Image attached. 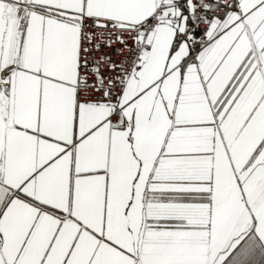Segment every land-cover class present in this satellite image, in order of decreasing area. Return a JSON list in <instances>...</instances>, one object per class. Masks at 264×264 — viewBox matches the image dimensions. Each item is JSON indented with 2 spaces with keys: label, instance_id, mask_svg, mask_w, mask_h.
Returning <instances> with one entry per match:
<instances>
[{
  "label": "snow or ice",
  "instance_id": "obj_1",
  "mask_svg": "<svg viewBox=\"0 0 264 264\" xmlns=\"http://www.w3.org/2000/svg\"><path fill=\"white\" fill-rule=\"evenodd\" d=\"M0 264H264V0H0Z\"/></svg>",
  "mask_w": 264,
  "mask_h": 264
}]
</instances>
